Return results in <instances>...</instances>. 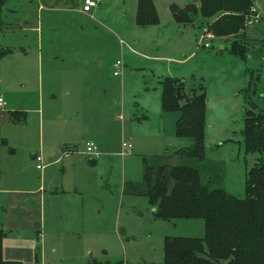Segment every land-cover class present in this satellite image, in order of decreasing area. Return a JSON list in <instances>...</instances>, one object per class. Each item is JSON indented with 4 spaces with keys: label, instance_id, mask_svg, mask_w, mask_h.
<instances>
[{
    "label": "rangeland",
    "instance_id": "obj_1",
    "mask_svg": "<svg viewBox=\"0 0 264 264\" xmlns=\"http://www.w3.org/2000/svg\"><path fill=\"white\" fill-rule=\"evenodd\" d=\"M81 1L0 4L1 258L162 264L163 237H202L203 221L154 218L146 197L133 192L144 191V163L194 168L206 188L243 198L246 172L259 156L244 150V115L250 107L264 113V75L239 67L229 52L244 36L203 28L213 17L195 15L177 27L168 6L189 0H152L157 22L143 26L134 22L136 0H101L90 13ZM252 3L262 19L245 26L246 49L262 62L264 0ZM202 32L209 47L197 45ZM165 76L181 79L188 96L204 92L201 159L175 153L189 139L174 136L179 113L160 109ZM14 110L20 118L9 117ZM86 141L97 146L94 161L83 153ZM122 141L130 153L121 155Z\"/></svg>",
    "mask_w": 264,
    "mask_h": 264
},
{
    "label": "trees",
    "instance_id": "obj_2",
    "mask_svg": "<svg viewBox=\"0 0 264 264\" xmlns=\"http://www.w3.org/2000/svg\"><path fill=\"white\" fill-rule=\"evenodd\" d=\"M4 0H0V4ZM252 0H189L183 7L169 4L171 18L176 23H188L193 16L212 18L205 29L212 36H239L243 39L245 14ZM136 25L157 22L152 0H136ZM243 41V40H242ZM228 50L245 58L246 44L231 41ZM160 109L178 112L174 122V136L189 139V144L175 151L179 156L203 157L204 92L184 93L182 80L165 76L159 81ZM18 119L21 112H9ZM246 153H258L256 161L246 172L245 196L240 198L218 188L200 184L198 172L185 165H165L154 169L144 163L142 194L154 207L156 219L200 218L202 237L164 236L162 264H264V113L246 108L242 130ZM94 161V160H90ZM0 264H15L1 258ZM91 264H120L93 262Z\"/></svg>",
    "mask_w": 264,
    "mask_h": 264
},
{
    "label": "built area",
    "instance_id": "obj_3",
    "mask_svg": "<svg viewBox=\"0 0 264 264\" xmlns=\"http://www.w3.org/2000/svg\"><path fill=\"white\" fill-rule=\"evenodd\" d=\"M101 0H82L80 3V10L84 13H90L91 9L94 8ZM260 19V14L258 12L257 6L255 4H251L247 13L245 14V26L247 25H252L255 22H257ZM205 31V29L203 30V32ZM203 32L199 35L198 39H197V45H201L203 47H208L209 44L207 42H202L201 40L203 38H205V35L203 34ZM121 65V61L120 60H115L112 63V74L113 75H118L119 74V66ZM2 104V100L0 98V105ZM131 150V144L130 142H125L122 141L121 142V155H125L130 153ZM84 155L87 157L88 160H95L98 158L99 156V151L97 150V146L94 142L92 141H86L84 143V151H83ZM34 159L36 161H40V156L35 154ZM43 167L42 164L40 163H36L35 164V168L38 170H41Z\"/></svg>",
    "mask_w": 264,
    "mask_h": 264
},
{
    "label": "crops",
    "instance_id": "obj_4",
    "mask_svg": "<svg viewBox=\"0 0 264 264\" xmlns=\"http://www.w3.org/2000/svg\"><path fill=\"white\" fill-rule=\"evenodd\" d=\"M104 1H106V0H104ZM188 0H182V2H181V4H177L178 6H183L186 2H187ZM192 1V0H191ZM193 2V1H192ZM194 3H196V1L194 2ZM254 4V3H253ZM154 5V4H153ZM80 9V8H79ZM257 9H258V12H259V14H260V19L259 20H261L262 19V13L260 12V10H259V8H258V6H257ZM258 20V21H259ZM257 21V22H258ZM256 23V22H255ZM254 23V24H255ZM254 24H252V25H254ZM177 27H182V28H184L186 25H181V24H179L178 23V25H176ZM203 28H205V27H203ZM203 28H202V30H203ZM244 39H245V44L247 43V36H246V33H245V31H244ZM224 45H225V42H223V41H219L218 39H217V48L218 49H224ZM209 46H210V44H209ZM208 46V47H209ZM248 53H250L249 51H248ZM238 56H235V58H237ZM240 60L239 61H235V63H237L238 64V66L239 67H241V65L242 64H244V66L245 67H247V68H249V69H251L252 71H253V73H256L257 75H260V76H262V75H264V63H262V62H264V61H262V62H260V60L259 61H257L255 58H253L252 56H251V53H250V55L249 54H247V51H246V55H245V58H240V57H238ZM183 60V59H182ZM260 62V63H259ZM33 159V158H32ZM152 208H154V207H151V209ZM152 210H154V209H152ZM34 223H36V222H34ZM34 223H33V225L32 226H34ZM38 226H39V223H38ZM38 226H37V228H38ZM2 241V240H1ZM2 243V242H1ZM2 250V249H1Z\"/></svg>",
    "mask_w": 264,
    "mask_h": 264
},
{
    "label": "water",
    "instance_id": "obj_5",
    "mask_svg": "<svg viewBox=\"0 0 264 264\" xmlns=\"http://www.w3.org/2000/svg\"><path fill=\"white\" fill-rule=\"evenodd\" d=\"M192 1L195 2L196 0H192ZM57 156H58V155L56 154L55 156L49 158V161H52V160L54 159V157H57ZM34 157H35V154L32 155V158H34ZM152 209H154V208H152ZM37 226H38V223L36 222V223H34L33 228H34V229H37Z\"/></svg>",
    "mask_w": 264,
    "mask_h": 264
}]
</instances>
